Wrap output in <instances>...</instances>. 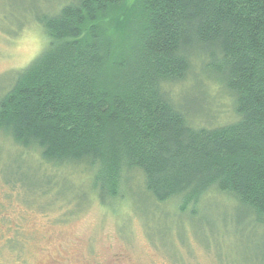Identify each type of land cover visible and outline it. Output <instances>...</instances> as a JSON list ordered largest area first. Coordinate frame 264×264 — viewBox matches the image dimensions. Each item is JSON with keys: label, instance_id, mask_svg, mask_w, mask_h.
<instances>
[{"label": "trees", "instance_id": "obj_1", "mask_svg": "<svg viewBox=\"0 0 264 264\" xmlns=\"http://www.w3.org/2000/svg\"><path fill=\"white\" fill-rule=\"evenodd\" d=\"M22 22L8 38L30 24L45 44L0 93V137L25 169H41L34 152L50 171L34 193L17 182L24 193L74 187L75 209L92 198L114 214L148 199L182 219L214 192L264 237V0H63ZM194 67L230 97L233 121L201 126L213 116L198 98L176 102ZM78 168L80 188L67 183Z\"/></svg>", "mask_w": 264, "mask_h": 264}, {"label": "rangeland", "instance_id": "obj_2", "mask_svg": "<svg viewBox=\"0 0 264 264\" xmlns=\"http://www.w3.org/2000/svg\"><path fill=\"white\" fill-rule=\"evenodd\" d=\"M40 1L0 0V93L8 88L12 73L31 62L45 44L39 29L30 24L13 39L6 32L20 27L28 13H53L55 3L63 0ZM198 79L202 81L195 85ZM212 83L194 67L184 86L173 93L180 106L182 98H198L201 112L211 111L213 116L198 122L208 128L234 120L230 97ZM18 150L0 137V264H264L263 235L234 219L236 203L229 197L206 193L194 214L182 219H177L174 204L159 206L148 199L143 210L135 202L126 203L114 214L87 198L77 210L74 195L83 190L72 187L71 194L60 196L53 191L44 197L31 194L47 183L42 177L46 164L29 153L25 160L41 169L39 174L27 170L16 162ZM66 173L71 174L67 183L78 188L87 177L79 168ZM4 182H20L31 193H24L18 183L11 188ZM135 184L133 191L143 193L139 176Z\"/></svg>", "mask_w": 264, "mask_h": 264}]
</instances>
